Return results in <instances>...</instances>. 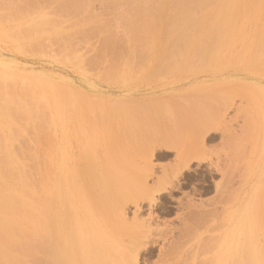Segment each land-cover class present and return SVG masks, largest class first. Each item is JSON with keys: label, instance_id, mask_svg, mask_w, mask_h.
Segmentation results:
<instances>
[{"label": "rangeland", "instance_id": "obj_1", "mask_svg": "<svg viewBox=\"0 0 264 264\" xmlns=\"http://www.w3.org/2000/svg\"><path fill=\"white\" fill-rule=\"evenodd\" d=\"M12 1L0 0V77L8 85L2 86L4 89L10 86L13 93L17 91L14 96L21 105L29 103L25 94L20 98L23 94L20 89L23 87L24 91L28 86L46 101L47 105L40 106L48 115L42 130L45 133L46 129L50 142L48 146L45 142L44 148L38 143L40 137L41 140L46 137L42 136L44 133L41 135L42 130L37 141L36 131L30 128L34 134L29 136L27 126H20L22 121L20 125H11L15 129L21 127L14 137L22 128L25 131L21 130L22 137L18 136L19 142L15 139V146L9 139L14 138L9 132L11 128L0 139L11 141V154L23 170L28 168L29 174L26 172L25 176L28 175L30 186L36 188L41 178L33 169L45 155L60 151L77 158L82 144L89 146V142H96V154L92 157L99 166L95 169L101 168L103 172L108 167L112 181L123 184L125 189L124 202L118 207L112 202L107 209L109 217L120 220L117 239L124 248L131 246L133 236L144 231H151L149 242L157 243L160 249L168 248L173 238L167 232L177 229L178 233L182 228V204L193 202L221 216L207 234L218 241L207 243L204 249L213 252L203 249L206 255L202 253V260L212 259V264H242V261L264 264V64L255 67L236 61L235 52L244 43L227 48L229 57L225 50L220 61L209 63L207 58L209 62L194 61L182 70L170 69L169 54L156 52L155 33L149 47L146 42L148 48L141 47L148 49L142 56L143 49L141 52L139 47L137 55L139 52H131L134 46L125 42L122 45L119 43L122 40L118 42L114 36L111 39L117 43H111L110 39L107 44L111 34L105 25L113 23L119 10L129 8L127 1H92L84 11L79 9L83 6L80 3L72 4L75 5L72 11L67 10L63 3L69 0H55L53 5L44 1L47 4L44 12L56 26L38 36L37 41L33 36L20 40L18 30L27 32L30 26L27 25L34 22H20L13 17L15 10L18 12L23 6L28 9L31 7L28 3L33 5L35 0L34 3L17 0L13 4ZM61 91L69 96L70 104L66 107L74 110L69 117L61 116L60 104L55 102H59ZM67 133L73 135L71 142L60 143V136ZM51 134L59 136V140H54L55 151L50 148ZM114 142L119 148L124 145L130 150L124 152L120 148L117 152ZM178 154L187 157L180 161ZM186 161L188 168L180 170ZM60 165L64 163L59 160ZM232 166L234 180L227 184L224 173ZM163 186L167 188L164 194L160 192ZM228 218L233 219L231 226ZM228 235H234L236 240L229 242ZM158 250L152 259L142 252L140 263L147 259L145 264H162L164 256Z\"/></svg>", "mask_w": 264, "mask_h": 264}, {"label": "bare ground", "instance_id": "obj_2", "mask_svg": "<svg viewBox=\"0 0 264 264\" xmlns=\"http://www.w3.org/2000/svg\"><path fill=\"white\" fill-rule=\"evenodd\" d=\"M16 1L17 0H13L12 4ZM26 1L28 2V0ZM26 1L25 3H27ZM32 1L33 0L30 2L34 3ZM44 1H46L47 4L51 1L53 5V1L55 0H35L33 5L28 3L31 5V7L29 6L30 8L28 7L29 10L26 9L25 6H23L25 9L23 7L22 10L18 9V12L15 10L16 16L13 14V17L15 20L17 19L16 21L22 22L30 20L34 22H30V24L27 25V27L30 25L28 30L24 27L27 32L18 30V32L21 33V35H18L21 39L18 36L17 38L22 40L26 39V37L28 39L30 37L32 38L33 36L37 41L39 38L38 36L45 35L49 29H53V26L55 28L56 23L49 20L46 16L47 14L44 12L46 10H44V8L47 6ZM92 1L95 2L99 0H69L67 3H63V6L67 10L69 9L72 11L75 9V5L72 4L80 3L83 6H80L79 9H83L84 11L92 5ZM113 1H124V3L127 1L129 8L119 10L113 23L109 25L106 24L107 26L105 25L106 30H108L107 32L111 34L107 44H109L111 37L114 36L113 38L117 39L118 42L122 40V42H119L122 43V45L124 44L123 42H125L127 46L128 44H131V47L134 46L133 49L130 47L131 52L134 50V53L139 52L137 55H140V51L142 52L143 49L141 47H144L145 44L149 47L150 38L153 36V33H155L158 38V42L156 41V52L163 51L169 54L170 63L168 67L170 69L175 68L177 70H182L194 61H210L209 63L212 61H220L223 59L225 50H227L226 55L228 54L229 57L230 52L228 49H231V46L244 43V47L235 52L237 53L236 61L238 60V63L243 61L242 63L246 66L256 65L260 67L259 65L264 64V0ZM49 4V7L52 6L51 3ZM14 6L16 7V5ZM91 19L93 18L91 17ZM252 29H254V31H250ZM13 35L15 36V33ZM115 39H111V43L112 41L114 43ZM36 43L37 47H41V43ZM147 46L146 48H148ZM139 47L141 48L140 51ZM137 48L138 50L136 51ZM145 49H143L140 56L144 55V52L147 53L148 49H146V51ZM117 54L120 55V53ZM207 58H210V60L206 61ZM2 79L4 78L0 77V135L2 134L5 136V132L11 128L12 130L10 129L9 132L12 133L14 137L18 133H15L17 129L27 126L26 128L24 127L26 133H29L27 131H30V128H33L36 131L35 133L37 136L34 137H36L37 140L39 136L44 133L42 128H44L43 126L45 125L43 124L46 122L45 118L48 116L40 108V106L43 107L47 105L46 101L37 96L31 88L28 89L29 86L24 87V91L22 87V89H20L21 92L20 90L18 91L20 94L23 92L20 98H22L24 94L25 97L29 98L27 99L29 103H26V106L22 104V106L20 104L21 102L18 101L19 98L17 97V99L15 97L17 91L13 93L10 86L9 88L6 87V89L8 88L7 90L12 91L9 92L4 89L7 83L4 85ZM2 85H4V87ZM61 95L59 102H55L60 104L61 116H68L69 113L74 110H70L66 107L70 104L68 100L69 96L63 92ZM219 113H221V111H219ZM215 116H221V114H216ZM12 117H16L14 118L15 120H13ZM15 121H17V123H15ZM21 121L22 123H20ZM49 122L53 126L56 125L52 119H49ZM13 124L14 126L19 124L21 127L18 128L17 126V129H15V127L12 128L11 125ZM24 128L21 129L22 132ZM21 130L18 136L22 135V133L20 134ZM39 130H42V132ZM44 131L45 133L42 136L47 133L46 129ZM95 131L96 129L94 132ZM30 132L29 136L32 134V131ZM40 132L41 135H39ZM77 134H79V132H77ZM2 135L0 136L1 139L4 137ZM18 136L14 137L13 140L12 137H9L12 143H14L13 146L16 144L15 139L19 138ZM47 136L48 135H46V137L44 136L42 140L41 137L39 141L37 140L39 144L42 143L41 145H43L44 148L48 146L47 142H50ZM72 136L73 135L70 133L62 134L59 140V136L56 137V134H51L50 137L53 140L51 144L49 143L51 151H55L57 148L54 144L56 141L55 139H58L60 143L69 144ZM76 137L79 136L76 135ZM80 138L81 136L78 139ZM1 139L0 175L3 177V180L0 181V264H145L147 259L140 263L142 252L145 253L148 259H152L158 249V252L160 254L163 253L164 256V262L162 264L213 263L212 259L206 258L202 260L201 255L202 253L206 255L205 251L207 249L204 248H206L207 243L212 240L215 241V237L208 236L207 234L211 230L209 227H212L221 220V216L220 218L218 216L220 214L216 211L207 209L204 205L197 206L193 202H188L185 205L182 204V211H184L180 221L182 228H179L178 233H176L177 229L167 232L173 238L168 248L160 249L157 243L149 242L152 235L151 231H144L139 236H133L130 240L131 246L129 245L130 247L124 248L117 239L120 234L118 231V222L120 220L117 221L109 217L107 209L112 202L114 203V207H118L120 206V202H124L123 197L125 189H123V184L120 185L121 183L119 181V185L116 184V180L112 181L111 172L108 171L107 164L104 165V167L106 166L107 168L103 169V172L102 170L100 172L101 168L99 170L95 169L97 168L96 166H99L94 162V158L92 157L96 142H89V146H83L82 141L81 144L84 148H79L80 150L77 158L71 156L69 152H63L61 154L60 151H58L57 154L56 152H50L49 156L45 155L41 164H36L37 167L35 166L33 169L38 172L33 171L35 175L36 173L39 176L41 175V178L36 184V188H34L30 186V179L27 178L28 175L25 176L28 168H24L23 170L17 158H14V154H11V141L8 142L7 138L5 141H1ZM8 144H10V146H8ZM121 144L120 142L119 145ZM127 144L129 143L125 145ZM114 145H116V143ZM115 147H117V152L122 149V151H124V149H129L125 148L124 145L120 147L122 149H120L118 145L114 146V148ZM97 151L99 150L97 149ZM103 157V160H105L106 156H104V154ZM186 157L187 154H178L180 161H183ZM59 160L64 163L63 166H58ZM106 160L105 163H107ZM109 162H111L110 158ZM69 163H71V165H69ZM188 164V161L182 162L181 165L183 166H181L180 170L187 167ZM26 166L27 165H25V167ZM233 167L234 166L230 167V169L224 173V177L228 179L227 184L232 183V180H234L233 171L235 167ZM166 189L167 188L163 186L160 192L164 194ZM137 205L136 203V206ZM228 219V223H230L229 226H231V218ZM231 221H233V219ZM213 228L215 227L213 226ZM233 236L234 235H228L226 238L229 242H234L236 238L234 239ZM217 241L218 238L215 242ZM226 241L227 240H225V242ZM149 243L150 247H148ZM209 245L210 247L213 246V244H208V247ZM203 249L205 250L204 252H202ZM207 251H209V249ZM210 251L213 252L212 250ZM243 259L245 262V257H243Z\"/></svg>", "mask_w": 264, "mask_h": 264}]
</instances>
